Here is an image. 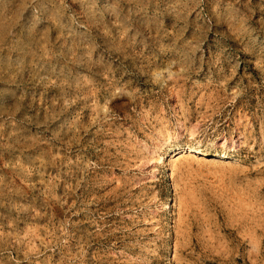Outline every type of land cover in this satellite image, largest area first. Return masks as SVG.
<instances>
[{
    "label": "rangeland",
    "instance_id": "rangeland-1",
    "mask_svg": "<svg viewBox=\"0 0 264 264\" xmlns=\"http://www.w3.org/2000/svg\"><path fill=\"white\" fill-rule=\"evenodd\" d=\"M0 264H264V0H0Z\"/></svg>",
    "mask_w": 264,
    "mask_h": 264
},
{
    "label": "bare ground",
    "instance_id": "bare-ground-1",
    "mask_svg": "<svg viewBox=\"0 0 264 264\" xmlns=\"http://www.w3.org/2000/svg\"><path fill=\"white\" fill-rule=\"evenodd\" d=\"M33 5V4H32Z\"/></svg>",
    "mask_w": 264,
    "mask_h": 264
}]
</instances>
